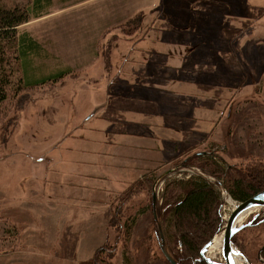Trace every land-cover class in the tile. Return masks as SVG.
I'll return each mask as SVG.
<instances>
[{
	"label": "rangeland",
	"instance_id": "374dc122",
	"mask_svg": "<svg viewBox=\"0 0 264 264\" xmlns=\"http://www.w3.org/2000/svg\"><path fill=\"white\" fill-rule=\"evenodd\" d=\"M32 10L41 17L20 31L44 46L51 66L75 73L3 107L0 264H89L102 248L106 264H125L124 252L126 264H170L148 195L116 201L139 180L124 178L120 158L138 159L144 176L149 155L129 147L132 139L116 143L108 119L118 125V111L141 102L136 91L155 101L140 133L167 154L157 163V213L163 180L186 153L215 148L227 166L264 162V0H36ZM174 98L197 108L177 110L181 120L167 130L165 103ZM224 199L229 216L236 202ZM259 213L261 224L236 237L253 264L264 248V210L245 219ZM128 215L136 224L120 237ZM213 251L207 257L222 261Z\"/></svg>",
	"mask_w": 264,
	"mask_h": 264
},
{
	"label": "trees",
	"instance_id": "16d2710c",
	"mask_svg": "<svg viewBox=\"0 0 264 264\" xmlns=\"http://www.w3.org/2000/svg\"><path fill=\"white\" fill-rule=\"evenodd\" d=\"M35 1L0 0V123L8 118L3 107L12 98L29 90L54 86L75 73L71 67L51 66L50 54L44 46L30 33L20 31L22 26L41 17L32 10ZM181 157L175 174L163 180L158 216L172 257L180 264H206L201 257L202 249L225 229L224 195L236 203H244L263 192L264 162L252 160L227 166L215 148ZM160 171V168L148 171L118 193L119 206L146 193L149 197L146 208L152 209L153 188ZM257 220L252 226L261 224ZM135 224L136 216H126L124 224H119L122 226L119 236L130 235ZM104 252L103 248L99 249L87 263L106 264ZM123 259L126 264L129 258L125 252ZM258 264H264V249Z\"/></svg>",
	"mask_w": 264,
	"mask_h": 264
},
{
	"label": "crops",
	"instance_id": "0c3cea01",
	"mask_svg": "<svg viewBox=\"0 0 264 264\" xmlns=\"http://www.w3.org/2000/svg\"><path fill=\"white\" fill-rule=\"evenodd\" d=\"M169 33V32H168ZM170 35V33H169ZM139 93V94H138ZM123 96V95H122ZM150 94L149 93H145V94H141L140 92L136 91V93L132 96L135 100H139L141 102H135L134 106H131L130 108L125 109L123 112H119L123 113L124 116L120 117L118 122H120L118 125H122L120 127H127L129 129H125L124 131H117V124L115 123V121L111 120V119H107L111 121V123L107 126V131L110 133V135H112L113 137H115L116 143H119L120 139H123V142L126 141V139L130 140L132 139L131 144H128L129 147L133 148L134 150H136L139 153H146L147 155H149V158L146 160V166L144 169L145 173H147L150 170H154L157 168V163L161 161L162 158H165V156L167 155L160 147V145L157 143H153L152 140H150L149 137L144 136L145 134L140 133L143 131H148L147 126L143 125L145 123V118L144 115H147L148 112L150 113V111H148L149 109H152L154 106H149L148 104L151 102H154V100L150 99ZM124 97V96H123ZM131 98V97H130ZM185 99H179V98H174V100H171L170 102H166L165 104V108L168 109L169 111L172 112V115H170L171 117L167 116L169 118V121L166 124V128L167 130H172L175 126L176 123H174V121H180L181 118H178L179 114L176 115V112H178L177 110L180 111H184L187 108H191V109H196L197 105H191L189 106L187 102H184ZM139 103V104H138ZM141 103V104H140ZM139 105V106H138ZM135 108V109H134ZM140 109L144 110L141 111ZM126 111V112H125ZM117 113V112H116ZM126 115H130L131 117H127ZM185 115V114H184ZM148 118V117H147ZM184 119V117H183ZM150 121V120H148ZM112 125V127L110 128V125ZM152 128V127H150ZM122 135L121 137H118ZM193 137H196V134L192 135ZM142 137H144L145 139H142ZM119 138V140L117 139ZM196 139V138H195ZM194 140V139H193ZM122 141V140H121ZM188 141V140H187ZM115 143V144H116ZM118 147V149L123 150L122 148H120L121 146H116ZM121 155V152H120ZM130 157L135 158L134 155H129ZM119 162L121 163L119 165V167L122 168V172H124V178H142V171H140L139 169L135 168L136 164L139 163L140 161L138 159H122L120 158ZM124 166L127 167V165L129 163L133 164L132 167H130L129 169H124L123 168V164ZM132 173H135L133 176ZM95 179H99V180H108V176L106 175H94ZM115 190V189H114ZM110 193V191H109Z\"/></svg>",
	"mask_w": 264,
	"mask_h": 264
},
{
	"label": "water",
	"instance_id": "95a60500",
	"mask_svg": "<svg viewBox=\"0 0 264 264\" xmlns=\"http://www.w3.org/2000/svg\"><path fill=\"white\" fill-rule=\"evenodd\" d=\"M172 172L174 171H169L167 172L166 175H169ZM153 193H154L153 207H154L155 220L160 235V241H159L160 249L170 264H180L172 257L166 246L164 232L162 229V222L158 217L157 208H156V198H157L156 186H154ZM232 208L233 210L226 219L225 229L221 235L220 251L222 258L224 259V263L215 262L207 257V254L210 253V251H213L214 248H216L215 240H213L212 242L207 244L201 251L202 258L205 259L208 264H237L238 260L240 262H243L244 264H253L243 252H241L236 246H234L233 239L243 230L251 227L254 224V222L259 218L260 213L254 216L252 220L248 223H246L245 220H242L243 216L250 215L257 210L260 211L264 210V191L252 197L251 199H249L244 203H236Z\"/></svg>",
	"mask_w": 264,
	"mask_h": 264
},
{
	"label": "flooded vegetation",
	"instance_id": "af4514ba",
	"mask_svg": "<svg viewBox=\"0 0 264 264\" xmlns=\"http://www.w3.org/2000/svg\"><path fill=\"white\" fill-rule=\"evenodd\" d=\"M260 216H261V214H260ZM260 216H259V217H260ZM243 231H244V230H243ZM243 231H242V232H243ZM239 234H240V233H239ZM239 234H238V235H239ZM238 235H236V236L234 237V239H233V243H234V246H236V247L238 246V247L241 249V246L237 243V239H236V237H237ZM238 247H237V248H238ZM215 251H216V252H215ZM215 251H213V252H215V255L219 254V255L222 257V255H221V251H220V248H216ZM221 259H222V261L220 260L218 263H224V259H223V258H221ZM202 260H203L204 262H206V264H208L207 261H206L205 259H202ZM213 261H214V260H213Z\"/></svg>",
	"mask_w": 264,
	"mask_h": 264
},
{
	"label": "bare ground",
	"instance_id": "6f19581e",
	"mask_svg": "<svg viewBox=\"0 0 264 264\" xmlns=\"http://www.w3.org/2000/svg\"><path fill=\"white\" fill-rule=\"evenodd\" d=\"M234 206V205H233ZM248 215H246V216H243V218H242V220H245L246 219V217H247ZM222 235V234H221ZM221 235L220 236H218L217 238H215V247H217V248H220V244H221Z\"/></svg>",
	"mask_w": 264,
	"mask_h": 264
}]
</instances>
